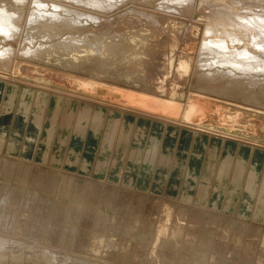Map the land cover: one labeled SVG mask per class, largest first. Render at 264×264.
Returning <instances> with one entry per match:
<instances>
[{"label": "bare ground", "instance_id": "6f19581e", "mask_svg": "<svg viewBox=\"0 0 264 264\" xmlns=\"http://www.w3.org/2000/svg\"><path fill=\"white\" fill-rule=\"evenodd\" d=\"M95 158L110 181L61 169ZM149 183L168 186L167 203L145 198ZM156 202L165 218L179 208L163 264H233L227 244L213 260L222 221L249 245L237 264H264V0H0V264L31 248L27 235L70 259L103 236L120 249L102 261L130 264L134 238L158 240ZM105 206L113 218L95 231ZM62 209L77 224L58 237ZM230 210L249 222L224 220ZM58 251L40 252L59 264Z\"/></svg>", "mask_w": 264, "mask_h": 264}, {"label": "rangeland", "instance_id": "374dc122", "mask_svg": "<svg viewBox=\"0 0 264 264\" xmlns=\"http://www.w3.org/2000/svg\"><path fill=\"white\" fill-rule=\"evenodd\" d=\"M36 82H39V83H47L48 82V83H50V85H56V84H54V82L46 79L45 76H42L41 78L38 77V80ZM96 95H97L96 97L99 98V99H107L108 98V97H106V96H108L107 93H106V91L105 92L98 91ZM236 96H234V97H236ZM252 96H255V95H251L249 98L251 100H255L256 98L255 97L252 98ZM106 111H107V109H106ZM214 119H209L208 121H206L205 122V127L212 128V129H216L218 131H220V130L221 131H227L228 127L226 125H223L222 123L218 122V120H214ZM18 126L19 125L16 124V127H18ZM230 132L233 133V134H235V135H239V136L246 134L244 132V130H238L236 128H235V130L234 129H231ZM92 144H93V142H91V145ZM91 145L88 146L87 148H90L91 149L92 148ZM138 154L141 155V152H139ZM84 155L87 158H89V159H91V157H92V155H89V153L84 154ZM96 160L97 159L95 158L94 159V162H92L93 165L91 166V169H90L89 172H86L83 169H80V163L78 164V166H76L75 169H69V168H61V169H63L64 172H66V173L69 172L71 174H73V173L79 174V178L82 179V180H84V179L85 180L102 179V181L109 180V176L108 175H105L103 178H98L96 176L94 177L93 169H94V165L96 163ZM127 162H128V158L125 160V167L127 169L124 172H129V173H133V174H136L137 175L139 173V169L136 166L137 162L136 161H133L128 166L126 165ZM106 166L108 167V164H106ZM123 176L124 175H121V178H124ZM121 178H120V181H122ZM120 181L118 180L117 183H114V182H110V183H113L114 185L123 184ZM150 185H151V183H149V184L146 185L148 187V190L145 189V190H147V191H145V194H146L145 195V198L146 199L152 198V199H157V200H158V198L159 199H165L164 201H165V203H167L168 201H166V200L169 199L167 197V195H166V193L168 192V186L167 187L165 186L164 187L165 189L163 191L156 192L153 189H152V191H150V189H149ZM157 202H156V207H157V210L158 211H157V214H156L155 219H156V222L159 224V227H158L159 235L157 236L158 237V240L156 242H154L153 240H151L150 238L145 237V236H144V238H140V239L134 238L133 240L134 241H137L138 250H137V254L130 261V264H149V263L150 264H163V260H164V257L163 256L164 255L160 251V249L161 248H164V244L167 245L168 241L166 243H163L162 242V237H163L162 235H166L165 237H168L169 238L168 235H170L169 232L171 231L169 225H171L173 222H175V218H176V215L178 213L177 211L179 210V208L175 207L174 210H171V214L167 218H165L164 217V214L165 213L162 212V205H158ZM171 203H173V204L176 203V205H178V206H182L183 204H187V203H185V202H183V201L180 200V198L178 197V193L175 194V197L171 200ZM169 204H170V202H169ZM195 205L196 204H194L193 202L191 203V207H194ZM203 206H207L208 207V204L207 205H203ZM203 206H201V207H203ZM224 207H225V205H224V203H222L220 205V207H219L221 209L220 210L221 212H223L222 210L224 209ZM62 210H59L61 212V214H60L61 217H59L57 219L58 226L56 227V226L51 225V226H53V227H51V229L53 230V232L56 231L55 232V235H57L58 237L61 236V233H59V231H62L65 227H71V226H69L70 224H72V226L77 224L76 221L75 222H67L66 223V221L64 219L65 218L64 217V212L65 211L64 210L62 211ZM102 210H104L105 214H100L98 212V214H100V217L101 218L99 220V223L95 226V231L100 227L101 222L103 221V219H105V222H106L107 220H110V219L113 218V212H114L113 209L111 211V208H108V207L105 206V207H103ZM228 211L227 212H224L225 213V216L222 217L223 219L224 218H226V220H228V219H236V217L238 216V217H241V219L243 220V222L248 223L249 222V219H250L249 217H251V213L247 217H242V216L239 215L238 211H236V210L235 211L230 210V212H228ZM62 221H63V224H62ZM65 223H66V225H65ZM230 224H231V222L230 223H226L225 221H222V223H221L220 233L219 234L217 233L218 235L215 236V239L218 241L219 246L217 247V249H216V251L214 253L213 260H215L216 262L218 261L220 255H221L220 254V248H224L223 246L225 244H227L230 247V249L228 250V260H230L229 259V256L232 255L233 258H234L233 264H237V254L236 253L239 252V251L245 252L247 250V246H249V245L247 244V246H246L245 239H244L245 237L243 238L244 235H239V234H236L235 235V233L233 234V231L232 230H231V234L229 235L228 230L230 229L229 228L230 227ZM221 232H223L222 235H221ZM27 234H29V233L27 232ZM28 236L29 235H27V237ZM27 237H24L27 240L24 239L25 241L23 240V242L31 243L32 244L31 245V248L30 249L22 250L23 252L21 251V248H19V247L13 249L12 250L13 252H11L13 254H9V256L10 255L11 256L5 258V261H7L6 263L4 261L5 264H7V263L8 264H14L13 261L16 260L15 258H18L17 259L18 261H16L17 263H15V264H18V263H20V264H36V263L37 264H40V263L41 264H44V263L47 264V262H48L47 261V255H45V254H43V253L40 252L41 250L43 251L44 245H45V247L46 246H49L50 248L58 251V248L55 247V246H57L56 245V241L54 242L53 241L54 240L53 238H50V241L52 240L50 243H52V244H50V243L48 244L47 241H46L47 243L45 244V242L43 243L42 240H40L38 242H34V241L31 240V237H28V238ZM58 237H56V238H58ZM103 240H105L104 237L103 236H100V242H99V244H97L95 246L96 249H93V255L92 256L90 254H87V252L79 251V252H81V254L76 253L75 254L76 255L75 256V259H70L67 256V254H65L69 250H67L66 248L62 249L64 251L59 250L58 252H61V253H58V255H57V257L59 256L58 257V263L59 264H87V263H83L81 259H83V258H89L90 259L91 257H93L95 259L97 258L96 261H99V260L101 261V263L99 261L97 264H103V263L105 264L106 262L105 261H102V260H106L107 261L108 258H109V256H110V253H116L120 249V246L117 245L116 243L115 244H112V245H105V243H104ZM33 243L36 244V245H34ZM33 246H35V248ZM141 248H144V249H141ZM18 249H20V250L18 251ZM36 249H38V251ZM27 250H30V251L26 252ZM65 250H67V251L65 252ZM258 250H259V248L255 251L256 252V255L259 258V260L263 261L264 260V249H260L259 250V255H258ZM14 251H15V253H14ZM31 251H33V252H31ZM24 253H25V255H21V254H24ZM30 253H32L33 255H34V253H37V255H39L38 257H40L41 259L38 258V257H34V256H37V255H34L33 256ZM82 253H85V254H82ZM16 254H17L18 257L15 256ZM12 255H14L15 258ZM120 258H121V256H120ZM120 258H118L119 262H116V261H113V262L114 263H117V264H123V263H120V262H122V260ZM10 259L13 260V261H11ZM37 259H39V260H37ZM22 260H23V262H22ZM42 260L45 261V262H43ZM72 260L74 262H72ZM8 261H10L12 263H9ZM34 262H36V263H34ZM111 263H112V261H111ZM229 264H231V263H229ZM261 264H263V263H261Z\"/></svg>", "mask_w": 264, "mask_h": 264}]
</instances>
